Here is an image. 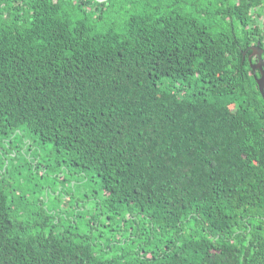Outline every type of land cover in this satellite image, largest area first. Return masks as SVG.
Returning a JSON list of instances; mask_svg holds the SVG:
<instances>
[{
    "label": "trees",
    "instance_id": "1",
    "mask_svg": "<svg viewBox=\"0 0 264 264\" xmlns=\"http://www.w3.org/2000/svg\"><path fill=\"white\" fill-rule=\"evenodd\" d=\"M263 22L264 0H0V142L51 144L98 179L87 225L124 228L108 258L0 189V264H264V102L242 57L264 60Z\"/></svg>",
    "mask_w": 264,
    "mask_h": 264
},
{
    "label": "rangeland",
    "instance_id": "2",
    "mask_svg": "<svg viewBox=\"0 0 264 264\" xmlns=\"http://www.w3.org/2000/svg\"><path fill=\"white\" fill-rule=\"evenodd\" d=\"M89 181H82L76 171L66 169L51 144L42 145L30 133L22 132L0 142V189L22 207L20 211L38 212L41 218L55 217L58 232L65 229L76 235H90L97 247L112 243L106 253L110 258L116 253L114 244L124 228L112 224L116 233L108 234L100 226V217H96V227L87 225L93 216L105 212L98 204L100 189L93 183L98 179L92 177ZM76 206L79 212L73 211Z\"/></svg>",
    "mask_w": 264,
    "mask_h": 264
},
{
    "label": "water",
    "instance_id": "3",
    "mask_svg": "<svg viewBox=\"0 0 264 264\" xmlns=\"http://www.w3.org/2000/svg\"><path fill=\"white\" fill-rule=\"evenodd\" d=\"M94 1L97 3H104L107 2L108 0H94ZM246 54H248L247 61L255 78V83L257 85L258 91L264 102V60L262 57L263 49L259 47V44H257L255 46L248 47L242 53V57L244 58ZM254 57L256 58V62L252 63L251 60ZM256 71L258 72L259 77H255Z\"/></svg>",
    "mask_w": 264,
    "mask_h": 264
},
{
    "label": "flooded vegetation",
    "instance_id": "4",
    "mask_svg": "<svg viewBox=\"0 0 264 264\" xmlns=\"http://www.w3.org/2000/svg\"><path fill=\"white\" fill-rule=\"evenodd\" d=\"M252 63H255L256 62V58L254 57V58H252ZM256 73H258L257 71H256Z\"/></svg>",
    "mask_w": 264,
    "mask_h": 264
}]
</instances>
